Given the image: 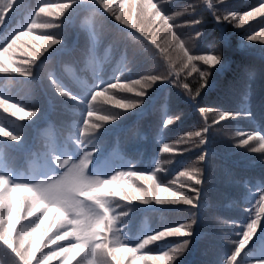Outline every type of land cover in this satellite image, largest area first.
Returning <instances> with one entry per match:
<instances>
[{"label": "trees", "instance_id": "obj_1", "mask_svg": "<svg viewBox=\"0 0 264 264\" xmlns=\"http://www.w3.org/2000/svg\"><path fill=\"white\" fill-rule=\"evenodd\" d=\"M153 2L168 16L180 13L170 22L178 26L174 30L181 39L187 41L200 32L191 43V54H205L206 50L214 48L221 54L220 63L211 68L207 86L195 101L189 92L196 95L199 75H188L187 70L177 65L169 80L153 83L142 97L135 93H117L119 97L139 101L135 108L121 110L101 105L102 114H114L116 118L91 134L89 139L85 138L88 150L96 149L89 173L107 177L118 170L152 172L160 161L163 171L156 173L159 182L167 185L177 179L175 187L180 190L179 183L186 178H177L176 173L195 162L201 168L202 178L201 185L190 182L200 191L196 206L112 200L110 206L115 213H126L118 219L116 227L123 242L134 246L145 235L194 220L191 235L186 237L189 245L173 264H225L235 247L229 242L239 239L238 233L248 221L246 209L259 200V192L264 190V149L256 140L239 146V140L247 139L249 132L264 135V40L245 39L264 27V18L236 27L222 17L228 11H248L264 0ZM39 3L40 0H19L0 25V47L15 31L23 30ZM208 3L213 7L209 8ZM116 4L117 0H113L114 8ZM189 6V11H183ZM125 9L130 11L128 5ZM116 10L118 12V8ZM217 15L221 17L219 23ZM191 20L200 23L189 24ZM40 21L59 23L47 16H42ZM52 33H58L60 43L33 65L31 76L0 74V97L26 110L37 111L31 119L20 120L0 109V125L21 137L19 141L0 137V174L9 175L18 182H34L62 171L52 161L53 154L61 159L64 155L78 159L83 154L81 145L77 144L79 128L83 126L87 101L97 87L115 83L116 78L126 82L147 75H168L170 71L165 54L92 0H76L59 28L36 30L34 34ZM157 39L162 46H168L163 32L157 34ZM16 59L19 62L27 57L17 54ZM197 67L203 70L206 66L197 62ZM185 83L189 85L187 90L182 87ZM58 86L77 99L61 95L56 91ZM201 107L217 111L205 118L198 111ZM218 111L247 114L213 124ZM165 119H172L173 124L163 125ZM205 122L211 129L203 145L188 140L175 144L186 132L202 129ZM163 143L183 153H160ZM202 154L204 160L200 162L198 157ZM181 191L194 195L189 189ZM225 220L234 223L227 224ZM181 239L165 237L152 242L145 250L155 255L169 250ZM137 255H143V251ZM0 259L6 264L14 260L2 244ZM258 260H264V224L259 225L253 240L241 252L238 264H252ZM127 264H132L131 260Z\"/></svg>", "mask_w": 264, "mask_h": 264}, {"label": "snow or ice", "instance_id": "obj_2", "mask_svg": "<svg viewBox=\"0 0 264 264\" xmlns=\"http://www.w3.org/2000/svg\"><path fill=\"white\" fill-rule=\"evenodd\" d=\"M4 2L5 0H0V5ZM7 2L8 6L0 11V25L4 23L7 15L13 10L19 0H7ZM92 2L99 5L100 8H103L107 12L112 13L116 21L121 22L129 28L135 29L140 36L144 37L146 41L155 46L161 54H165L169 63L170 71L166 77L160 75H147L140 79L127 80L126 82H121L120 78H116L115 83H109L102 87H97V90L92 91L90 99L87 101L86 114L83 115L82 118L83 126L79 128V137L77 138V144L81 145L83 154L88 151L85 138L89 139L90 135L95 133L104 124L114 120V114H102L103 109L100 107L101 105H109L121 110H131L139 103V101L134 99L119 97L117 93H135L136 96L142 97L145 95L146 89L150 88L153 83L161 80H169V75H172L173 72L176 71V66L179 65L182 70L188 71V75H191L192 73H198L199 75V87L195 89L196 95L193 96L192 93L189 92V96L195 101L201 90L207 86L208 77L211 74V68L219 64L221 60V54L214 48L206 50L205 54H191V43L200 36V32H197L195 37L190 38L187 42L181 39L177 34V31L174 30L178 28V26H173L174 23L170 22L172 19L169 18V16L166 15L161 8L153 2V0H131L130 3L129 0H117L116 8H118V12L116 8L113 7V0H92ZM205 2L207 3L208 0H205ZM75 3L76 0H70V2L64 3H50L46 2V0H40L35 11L31 13L30 22L26 24L23 30L15 31L14 35L11 36L8 42L4 44L3 47H0V65L11 69V71L0 72V74H19L24 77L31 76L33 65H35L49 49L60 43L58 33L47 35H36L34 33L36 30H51L59 28L65 14L73 8ZM65 5H67L66 8L64 7ZM125 5L129 6L130 11L125 9ZM45 7H49L51 11H41V9ZM190 7L191 6L183 11H189ZM208 7L212 8L213 5L208 3ZM230 12L237 11H228L222 19L233 23L236 27H242L248 25L250 21L257 18H264V14H261L264 13V2H260L258 6L242 12V14H249L246 23L242 22L243 17L241 21L233 20V17L229 14ZM177 13L180 15L179 12ZM42 16L53 17L55 20L59 21V23L49 21L41 22L40 18ZM215 18L219 23L221 17L217 15ZM34 23L37 25L46 24L50 26L29 27ZM188 23L198 25L200 21L191 20ZM154 26L157 27L154 29ZM262 29H264V27H262L259 32L246 36L245 39L252 42L264 40V31H262ZM166 30H168V34L165 35L167 36L168 46L164 47L158 41L157 34L160 32L164 33ZM56 41H58V43ZM17 54L27 57V59L18 62L16 59ZM197 62H202L206 67L201 70L197 67ZM176 74L178 75L179 73ZM182 87L187 90L189 85L185 83ZM56 91L70 99H77V97L63 87L58 86ZM0 100L6 102L4 106H0V109H2L4 113H6L4 107L7 104L16 106V115H11L12 117L25 120L31 119L36 115L37 111L26 110L25 107L18 103L11 102L10 99L0 97ZM198 111L206 118L209 113L217 110L201 107ZM242 114L246 115L247 113L218 111V117L216 120H213V124ZM177 119H179V117H177ZM93 120L95 122H93ZM171 124H173L172 119L163 120V125L168 126ZM210 129L211 125H208L205 122V126L202 129L186 132L183 137L175 142V144H180L183 141L188 140V138L199 139L202 137L204 142L199 143V145H203L206 142L207 134ZM0 137L12 141H19L21 139L19 134H14L2 125H0ZM254 140L258 141L260 147L264 149V135L255 131L249 132L247 134V139L242 137L239 140V146H246L249 144V141ZM253 151L256 150L254 149ZM159 152L174 154L183 153L182 151L177 152L176 148L168 143H163L159 148ZM66 156L67 155H64V157ZM201 157H203V159H201ZM203 160L204 155L202 154L198 157V161L202 162ZM196 166L197 164L194 163L189 168L177 172V178H187L191 176L194 169L201 170ZM159 171H163L160 161L156 163L155 169L152 172H141L131 169L118 170L116 172L121 174V176L118 177L119 182L115 183L111 179L106 178L103 182L102 189L105 191L110 190L116 193L117 196L121 194V190L123 189L126 192L133 193L130 197L132 201L141 202L144 199L140 194L141 190L145 189L151 192L152 186L158 185L159 187L156 189L157 194L154 198L155 201H166L170 202L169 204L183 203L184 205L192 206V202L189 201L184 191H178L175 187L178 180L173 179V183L165 185L158 180L156 173ZM29 183L30 182L14 181L10 179L9 175L0 174V244L5 246L12 254V257H14L12 264H50L51 261H56V264H127L128 260H131L132 264H139V262H143V264H149V262L150 264H156V261L153 260L152 257H157L162 261L171 259L170 255H161L162 253L166 254L167 251L155 255L150 254L145 250L149 244L137 249L133 253H130L127 247H117V239L120 244H127L123 242V238L119 234V229L116 227L119 218L114 220L113 232L116 233L115 237H112L111 239L105 238L101 233L99 239L93 240L89 234L88 247L83 251L78 246L75 239L62 240L48 245L47 247H42L40 244L41 229L39 227H33L40 216L38 209H40L41 205L36 202V197L33 195L32 190L26 186ZM196 183L197 185L202 184L201 175ZM180 184L181 183H179V188ZM165 188L169 190L167 194H165ZM184 189H189L191 191V187L188 185H185ZM262 195H264V190L259 192V200ZM198 199L194 202L195 206ZM259 200H257V202ZM149 202H154L151 196L149 197ZM257 202L251 204L250 207L246 209L249 213L248 220L254 214ZM53 211L54 209L48 208L47 211L43 213L45 221ZM29 213H32V215H29ZM112 215L115 216L114 210ZM193 223L194 220L189 221L187 224L191 225ZM225 223L231 224L234 222L226 221ZM245 224L242 225V230L238 233L239 239L243 234ZM261 224H264V217H261L260 225ZM102 228L103 224L98 223L94 226V230H100ZM164 229L176 233V235H173L175 237H182L183 239H181V241L187 239L186 237L191 235L184 234L186 229L181 224L166 227ZM239 239L235 241H239ZM229 243L234 244L235 247L230 255L227 256L225 264H238V257L240 255L236 257L235 262L230 260V257L235 252L236 244L234 241H230ZM136 244L131 247L135 248ZM68 245H73L71 251L67 252V254L62 253L61 250L65 249ZM127 245L130 246V244ZM45 249H47V251H45ZM141 251H143V255H137V253ZM0 264H6V261L0 259Z\"/></svg>", "mask_w": 264, "mask_h": 264}, {"label": "clouds", "instance_id": "obj_3", "mask_svg": "<svg viewBox=\"0 0 264 264\" xmlns=\"http://www.w3.org/2000/svg\"><path fill=\"white\" fill-rule=\"evenodd\" d=\"M8 6L7 0L0 5V11ZM65 8L67 5L64 6ZM43 12H50L49 7L42 8ZM233 20L247 22L249 14H242L240 12H230L229 13ZM264 14V13H261ZM179 16L178 13H173L169 18ZM163 23V21H162ZM50 26L46 24L37 25L32 24L29 27H42ZM177 26V25H173ZM264 31V29H262ZM168 34V30L164 32V35ZM190 39V38H189ZM186 41V40H185ZM188 41V40H187ZM186 41V42H187ZM58 43V41H56ZM11 69L0 65V72H8ZM160 76L166 77V74H161ZM5 101L0 100V106H4ZM16 106L7 104L4 107V111L12 116L16 115ZM115 119V117H113ZM188 141L192 143H203V138L192 139L188 138ZM96 149L91 148L84 154H82L78 159H73L71 156H66L61 159L60 156L53 154L51 156L52 161L55 165H58L59 169L62 171L56 172L55 175H49L47 178H37L34 182H30L27 187L32 190L33 195L36 197V202L41 205L38 211L40 212L39 218L33 227H39L41 229L40 244L42 247H47L53 243L67 240L75 239L78 246L83 251L88 247L89 234L93 240L99 239L101 233L105 238L111 239L115 237L116 233L113 232L114 220L126 215L125 212L115 213L112 215L113 207L110 206V201L120 200L124 202H134L130 199L133 193L126 192L123 189L121 194L117 196L116 193L112 191H105L102 189L104 180L111 179L113 182L118 183V177L121 176L120 173L116 171L110 176L102 177L100 175H93L89 173V165L91 164V158L95 153ZM203 159V157H201ZM195 163V162H194ZM193 163V164H194ZM200 168L199 166H196ZM201 169V168H200ZM201 175V170H193L190 177H187L184 182L180 184V190L184 189L185 185L191 187V193L194 195L186 194L189 201L192 202V206H195V201L200 196V191L198 187H193L190 182H194L197 185V180ZM173 181H169V184ZM158 185H153L151 192L142 189L141 195L144 197L142 203H148L149 197L151 196L155 203L157 204H169L166 201H155L156 189ZM165 194L168 193V189L165 188ZM174 194V193H173ZM119 207V205H116ZM48 208L54 209L51 216L47 217L45 221L43 213L47 211ZM32 215V213H29ZM261 217H264V195L257 202L255 206V212L252 217L244 226V231L239 241H234L236 244V249L230 260L235 262L236 257L246 248L247 245L253 240L257 233L258 227L260 225ZM227 220L223 221L224 223ZM103 224V228L100 230H94L96 224ZM185 227V235H190L192 230V225L181 224ZM176 235V233L168 230L162 229L153 234L145 235L136 244L135 248L127 244H120L119 240H116L117 247H127L130 253L135 252L137 249L144 247L154 241L161 240L165 237ZM189 245V240L185 239L179 243L173 245L167 253H162L161 255H170V260H159L157 257H152L156 261V264H173V261L180 255H182ZM73 245H68L61 252L67 254L71 251ZM252 264H264V260H258L252 262Z\"/></svg>", "mask_w": 264, "mask_h": 264}]
</instances>
